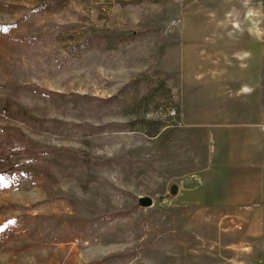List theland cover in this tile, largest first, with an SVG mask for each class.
<instances>
[{
    "label": "rangeland",
    "instance_id": "rangeland-1",
    "mask_svg": "<svg viewBox=\"0 0 264 264\" xmlns=\"http://www.w3.org/2000/svg\"><path fill=\"white\" fill-rule=\"evenodd\" d=\"M240 112L264 131V0H0V264H264L194 189Z\"/></svg>",
    "mask_w": 264,
    "mask_h": 264
},
{
    "label": "crops",
    "instance_id": "crops-1",
    "mask_svg": "<svg viewBox=\"0 0 264 264\" xmlns=\"http://www.w3.org/2000/svg\"><path fill=\"white\" fill-rule=\"evenodd\" d=\"M226 57L205 64L216 71L214 75L221 83L243 84L246 79L236 72L230 75L232 79L219 72L227 65ZM202 69L205 65L198 64L194 70ZM258 123L257 117L240 112L223 129H217L226 134L223 141L216 139L214 163L194 175V189L201 206L238 213L234 216L248 229H258L257 235L264 238V131Z\"/></svg>",
    "mask_w": 264,
    "mask_h": 264
},
{
    "label": "water",
    "instance_id": "water-1",
    "mask_svg": "<svg viewBox=\"0 0 264 264\" xmlns=\"http://www.w3.org/2000/svg\"><path fill=\"white\" fill-rule=\"evenodd\" d=\"M138 204L142 207H147L150 206L151 204V198L147 197V196H141L138 199Z\"/></svg>",
    "mask_w": 264,
    "mask_h": 264
}]
</instances>
